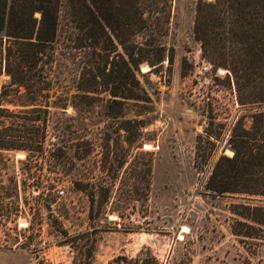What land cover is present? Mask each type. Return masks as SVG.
Listing matches in <instances>:
<instances>
[{"label": "rangeland", "instance_id": "1", "mask_svg": "<svg viewBox=\"0 0 264 264\" xmlns=\"http://www.w3.org/2000/svg\"><path fill=\"white\" fill-rule=\"evenodd\" d=\"M196 3L171 0L163 30L138 39L155 42L165 56L160 64L139 66L143 100L124 107L125 119L144 123L132 143L118 144L112 136L110 142H96L91 157L54 160L52 125L45 130L42 151H35L32 142L18 138L31 136L22 128L20 108L2 103L3 143L23 148L0 150V252L12 253L16 264H264V211L248 209L264 208V198L220 197L205 188L215 162L233 155L232 128L242 119L248 126L253 111L238 105L228 71L202 55L193 33ZM61 15L54 65L61 82L55 91L63 97L74 94L81 61L66 45L69 21ZM9 83L3 74L0 89ZM6 93L12 99L10 88ZM109 99L99 91L92 101L103 139L109 133L102 116ZM71 103L66 116L76 115ZM89 174L112 192L95 220L89 219L88 199L71 184L72 178ZM50 183L53 190L47 189ZM126 191L133 194L124 198Z\"/></svg>", "mask_w": 264, "mask_h": 264}, {"label": "trees", "instance_id": "2", "mask_svg": "<svg viewBox=\"0 0 264 264\" xmlns=\"http://www.w3.org/2000/svg\"><path fill=\"white\" fill-rule=\"evenodd\" d=\"M170 2L0 0V77L5 74L10 78L9 85L0 89V114L5 110L3 102L20 108L22 128L31 136L18 138L32 142V148L41 152L45 130L51 124L56 132L52 137L54 160L69 157L80 161L91 157L96 142H110L112 136L118 144L119 140L132 143L144 123L125 119L124 107L130 101L143 100L137 78L139 66L160 64L165 56L155 42L138 39L163 30L169 22ZM62 12L69 21L66 45L74 51L72 57L81 61L73 80L74 94L63 97L55 91L61 82L54 65L61 48ZM195 13L193 33L202 55L216 68L228 71L238 105L253 111L248 126L242 119L232 128L228 145L233 155L215 162L205 188L220 197L264 198V0H197ZM172 60L169 58V64ZM9 88L12 99L6 93ZM99 91L110 97L102 115L109 130L104 139L96 131L99 112L92 102ZM70 100L76 111L74 116L65 115ZM52 109L64 112L51 113ZM114 126L117 127L112 129ZM81 130L86 133L77 135ZM3 138L0 134V150H23L20 145H5ZM71 184L88 199L89 219L99 218L112 196L111 189L99 185L91 174L72 178ZM53 188L52 183L47 186L49 190ZM132 194L126 191L122 196ZM144 195L148 198V193ZM96 204L97 216L93 214ZM248 209L264 211L262 207ZM87 257H92L91 251Z\"/></svg>", "mask_w": 264, "mask_h": 264}, {"label": "crops", "instance_id": "3", "mask_svg": "<svg viewBox=\"0 0 264 264\" xmlns=\"http://www.w3.org/2000/svg\"><path fill=\"white\" fill-rule=\"evenodd\" d=\"M11 255H6L4 252H0V264H16L15 260H13L12 253Z\"/></svg>", "mask_w": 264, "mask_h": 264}]
</instances>
